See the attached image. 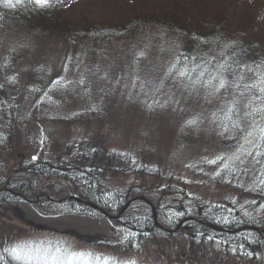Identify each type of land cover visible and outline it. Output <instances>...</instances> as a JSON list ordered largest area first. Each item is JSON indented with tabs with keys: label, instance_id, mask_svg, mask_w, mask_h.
<instances>
[{
	"label": "rangeland",
	"instance_id": "obj_1",
	"mask_svg": "<svg viewBox=\"0 0 264 264\" xmlns=\"http://www.w3.org/2000/svg\"><path fill=\"white\" fill-rule=\"evenodd\" d=\"M12 2L16 4V0ZM49 3L48 8L58 12L56 18L51 17L55 25L47 23L43 27L46 32L32 34L17 15L12 16V12L19 11L5 7L4 0H0V142L1 158L8 167L26 164L32 156H37L42 146L62 149L85 139L84 142L106 150L128 152L134 159L145 156L150 160L147 164L150 170L153 166L161 168L155 171L157 178L110 171H103L99 178L104 187L121 193L140 181L148 191L156 188L150 194L151 199L139 194L134 196L147 198L151 206L140 200L134 203L143 202L150 208L161 232L170 229L177 230L178 234L184 226L176 223L168 227L157 217L154 202L165 204V196L170 195L159 194L158 186L175 190L178 183L186 184L184 188L194 200L228 203L246 219L264 216V207L255 195L254 185L260 170L253 154H241L238 160L233 158L243 133L221 135L224 123L231 128V121L220 117L233 100L238 101L234 120L239 119L245 132L252 124V119L245 116L244 110L248 108L242 106L249 94L246 92L244 99L241 95L234 96L237 92L233 91L234 84L240 75L229 76L223 71L222 55L214 58L217 52L211 48L203 50L206 61L214 58V63L205 67L209 69V78L205 80L213 75L218 78L210 87L202 82L193 86L188 77L166 75L176 56L174 42L156 45L159 41L155 36L139 32L131 42L75 44L74 52L64 55L57 36L67 26L120 25L134 14L152 16L157 8L163 7L160 11L173 8L174 14L182 16L233 15L234 25L250 40H259L253 47L262 52L264 0H134L133 3L129 0H49ZM17 5L33 10L42 7L35 0H20ZM30 22V29L41 26L35 19ZM140 52L144 53L142 57L137 55ZM219 78L230 83L216 93L214 88ZM239 83L240 93L247 82ZM189 120L196 123L190 125ZM223 138L235 143L229 148L220 147ZM217 156L223 159L216 164L207 163ZM61 182L66 185L65 181ZM44 184L47 185L41 183L39 188ZM6 186L7 183L0 188V193ZM30 188L39 189L32 182ZM69 195L74 194L70 191ZM15 196L22 198L23 195L15 193ZM46 197L49 196L7 202L3 208H15L14 214L0 210L5 217L0 220V249L3 246L4 251L0 254L5 253L4 264H105V261L107 264H239L223 258L216 242L215 246L211 245L213 249L209 245L201 248L194 245L199 258L180 261L171 247L177 244L186 249V243L180 237L166 239L163 235L154 240L162 247L150 245L147 252L125 251L114 240L115 236L116 241L123 242L124 238V234L115 233L114 221L62 214L43 203L50 201ZM12 249H17V253ZM155 252L160 256L151 260L148 254L155 256ZM168 255L174 256V261ZM251 264H264V256Z\"/></svg>",
	"mask_w": 264,
	"mask_h": 264
},
{
	"label": "trees",
	"instance_id": "obj_2",
	"mask_svg": "<svg viewBox=\"0 0 264 264\" xmlns=\"http://www.w3.org/2000/svg\"><path fill=\"white\" fill-rule=\"evenodd\" d=\"M129 1L131 3L134 2V0ZM49 5L50 3H48V6L38 7L37 10L17 5L13 8L20 13L13 14L14 12H12L11 14L12 16L17 15L18 20L20 19L23 26L27 29L29 28L30 33L38 32L40 34L41 32H46V29H43V27L47 26V23L55 25L54 20L53 22L51 21V17L56 18L55 14L58 12L50 10L48 8ZM162 5L164 4H160V6ZM162 8H157L158 11L156 13H149L152 16H145L148 15L145 14L141 17L134 14L120 25L94 23L89 26L80 24L77 27H64L62 28V30L64 29L62 33H58L57 35L59 36L58 45L64 48L65 55V52L67 54L74 52L76 48L75 44L96 45L106 42L112 44L120 41L131 42L134 41L135 36L140 35L139 32H144L150 37L152 35L155 36V40L159 41L156 45H159L160 42L162 45L174 42L172 43L174 45H171L176 47V56L173 59L172 65L175 63L177 70L187 67L191 71L196 65H201L193 73L192 78L199 75V71L205 70V75L202 79L209 78V76L207 77L209 69L205 67H208L210 63L212 65L214 58H217L220 54L222 55L224 64H231L235 69V71L227 73L229 76L237 73L240 76L243 75V83L247 82L246 84L248 85L256 83L259 80L258 72H264V54H262L264 50L261 49V52L254 48L255 45L260 43L259 40H250L248 36L242 35L243 32L234 25L236 20L234 21V18L231 17L233 15L224 13L212 16V18L208 17V15L205 16L206 13H201L205 15L193 17L184 14L182 16L181 13L174 14L173 8L167 11H160ZM165 8L168 7L165 6ZM260 15L261 12L259 17ZM34 19L42 27L33 26L30 29L32 25L30 21H34ZM171 39L175 41H171ZM205 48H211L213 52H217L218 54L212 60L208 59L206 61L207 56L203 52ZM185 57H187L186 60ZM241 65L252 68V71H248L245 68L241 72L239 67ZM257 66H259V70H257ZM173 74H176V71ZM239 89L233 88V91H237L234 96L240 95ZM242 91L244 94L246 92L249 94V97L246 99L247 103H249L252 97L261 95L258 88H252L248 91L242 88ZM241 99L244 98L241 96ZM247 103L242 102V106L246 108L245 105ZM259 103L261 101L253 100L251 107H255ZM251 107H248V110L244 111L251 112ZM260 115V113H256L252 116H247V119L260 121ZM261 123H264V121H261ZM236 134L238 135L237 132ZM84 140H76L62 149H57L53 146L49 148L42 146L37 150V156H32L29 161H26V164H21L19 168L8 167L7 162L1 158L3 150L1 148L2 143L0 142V188L7 183L6 190L0 193V210H4L3 213L11 212L14 214L15 208H3V206L10 201H22V198H17L15 193L22 194L28 200H35L38 195H46L59 200L58 202L43 201V203H46L49 208L55 211L62 214L98 218L101 216L91 208L73 199H65L67 198V193L71 191L78 199L92 203L116 215L132 196L139 194L149 198L150 194L156 191V188L148 191L141 181L133 184L124 193L104 187L99 182L103 171L150 179L151 177L157 178L158 175H156L155 171L156 169L161 170V168L153 166L152 170H150L147 165L150 160L146 159L145 156H138L134 159L128 152L106 150L102 147L94 146L90 142H84ZM234 143L235 140H225L223 138L220 142V147L229 148ZM43 152L45 156H43ZM252 154L260 170V176L254 185L256 189L255 195L259 204L264 205V157H260V162H257L255 151ZM169 180H171V177ZM61 181H65L66 185L64 186ZM31 182L36 188H39L41 183H47V185L44 184L38 190H35L30 188ZM184 185L186 184L178 183L175 186V190H168V188L160 189V186H158L159 194L164 195L165 193L166 195L168 192L172 195L165 196V204L160 205L154 202L156 215L164 225L172 227L185 217H195L208 224H214L228 230H237L244 226L264 230L263 215L258 218L246 219L236 207L229 204L194 200L187 193ZM2 219H5V217L0 213V220ZM115 222L122 229V234L126 235L123 238V242H121V239L118 241L125 251L147 252L150 245L162 247L159 242L156 244L154 240L158 235H163L162 237L166 239H170L168 237H176V239L180 237L186 243V249L172 243V253L180 261L185 259L189 261L194 257L199 258L197 256V247L194 245L197 244L199 248L204 245H209L210 247L211 245H216L214 242L218 243L217 248L219 247L218 249L223 254V258H230L235 263H258L260 257L264 256V237L255 231H244L238 234H217L201 223L189 222L184 224L183 229L177 235L161 232L154 223L150 208L143 202L132 204L123 213L122 217L115 220ZM2 249L3 246L0 251ZM157 254L156 252L155 256L148 254V257L152 260L160 256ZM4 255L0 254L2 256L0 264H4L6 261ZM169 258L174 261V256H169Z\"/></svg>",
	"mask_w": 264,
	"mask_h": 264
},
{
	"label": "snow or ice",
	"instance_id": "obj_3",
	"mask_svg": "<svg viewBox=\"0 0 264 264\" xmlns=\"http://www.w3.org/2000/svg\"><path fill=\"white\" fill-rule=\"evenodd\" d=\"M36 4L38 6H48L49 0H35ZM20 0H16V4H19ZM5 7L8 8H13L16 6L12 2V0H4ZM138 56L142 57L144 55L143 52H140L137 54ZM187 57H185V60ZM201 65H196L191 71L188 70L187 67H185L182 70H177L176 64L174 63L169 69L167 70L166 75L173 73L176 71V75L178 78H184L188 77L190 80L191 84L195 86L196 84L203 83L205 87H210L213 85V81H215L218 77L216 75H213L211 79L203 80L202 78L205 75V71H199V75L197 76L196 79H192V75L194 72H196ZM220 67L223 69L225 73H231L235 71V69L232 67L231 64H221ZM240 71L243 72L245 68H247L248 71H252V68L246 66V65H241ZM257 70H259V66H257ZM259 75V80L256 83H253L251 85H244L245 91H248L252 88H258L259 92L261 95L254 96L249 100V103L245 105L246 108L251 107L252 101H261V103L257 104L255 107H251V112H246L245 116H252L256 113H260V121L257 120H252L251 127L247 132L240 126V121L239 119H233V114L237 113V108L236 104L238 101L233 100L231 103H229L227 111L224 112L223 116L220 117L221 120L223 121H231V128L227 123L223 124V129L224 131L221 133V135H224L225 133L228 132H240L243 133L241 140L242 143L240 146L236 149V152L233 154L234 159H240V155H252L253 151H255V157L257 158V162L259 161L260 157H264V123H261V121H264V72H258ZM243 75L239 76L237 79V83L234 85V87L239 88L240 87V81L243 80ZM56 83V82H54ZM229 81L225 78H219V83L215 85L214 91L216 93L220 92L221 89H226L229 85ZM241 96L244 95V92L239 93ZM149 107H152V105H149ZM188 124H195V120H189L187 121ZM233 138V137H229ZM248 144L251 145L250 148L245 149L244 145ZM35 159V157H34ZM223 157L217 156L216 159L214 160H208L207 163L209 164H216L218 160H222ZM225 168H227V165H225ZM264 207V205H262ZM59 250V249H57ZM17 249H12L13 253H17ZM105 264L107 262L105 261Z\"/></svg>",
	"mask_w": 264,
	"mask_h": 264
},
{
	"label": "water",
	"instance_id": "obj_4",
	"mask_svg": "<svg viewBox=\"0 0 264 264\" xmlns=\"http://www.w3.org/2000/svg\"><path fill=\"white\" fill-rule=\"evenodd\" d=\"M46 199L50 200V201H54L53 199L49 198V197H46ZM66 199H73L75 201H77L78 203L86 206V207H89V208H92L94 210H96L97 212H99L100 214H102L103 216L107 217V218H110V219H116L118 218L122 213L123 211L132 203L134 202L135 200H140V201H143L145 203H147L148 205L151 206L150 202L148 201V199L146 198H131L122 208L121 210L119 211L118 215L116 216H113V215H110L108 212H106L104 209L92 204V203H89V202H86V201H82L80 199H78L77 197L73 196V195H69L67 196ZM187 220H191V221H194V222H197V223H201L203 224L204 226L210 228L211 230L213 231H219V232H228V233H236V232H240V231H243V230H249V231H255V232H258L262 237H264V231L258 229V228H255V227H243V228H239L238 230H234V231H228L224 228H220V227H217V226H213L211 224H208L202 220H198V219H194V218H187L185 220H183L180 224H182L184 221H187ZM156 223V222H155ZM164 230V229H163ZM166 232L169 231L171 233H174L176 232L177 230H165Z\"/></svg>",
	"mask_w": 264,
	"mask_h": 264
},
{
	"label": "bare ground",
	"instance_id": "obj_5",
	"mask_svg": "<svg viewBox=\"0 0 264 264\" xmlns=\"http://www.w3.org/2000/svg\"><path fill=\"white\" fill-rule=\"evenodd\" d=\"M223 204H225V203H223ZM228 204V203H227Z\"/></svg>",
	"mask_w": 264,
	"mask_h": 264
}]
</instances>
